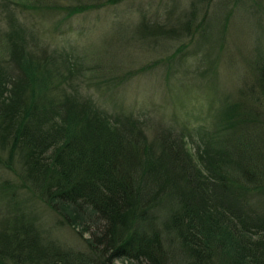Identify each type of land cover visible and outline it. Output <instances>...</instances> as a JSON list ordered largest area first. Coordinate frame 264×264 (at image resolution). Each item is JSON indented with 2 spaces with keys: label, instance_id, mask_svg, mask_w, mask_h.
Returning <instances> with one entry per match:
<instances>
[{
  "label": "trees",
  "instance_id": "1",
  "mask_svg": "<svg viewBox=\"0 0 264 264\" xmlns=\"http://www.w3.org/2000/svg\"><path fill=\"white\" fill-rule=\"evenodd\" d=\"M96 1L17 4L63 13L55 29ZM152 23L138 26L154 41L175 32ZM3 32L0 162L8 170L17 163L19 189L0 181V264H264V52L253 55L236 100L211 107L205 126L173 132L101 102L105 95L85 85L95 76V87L112 92L130 65H108L101 52L81 54L72 44L36 52L14 21ZM101 70L109 76L94 75ZM147 130L157 133L152 141ZM22 187L65 213V223H83L84 250L42 237L22 208Z\"/></svg>",
  "mask_w": 264,
  "mask_h": 264
},
{
  "label": "rangeland",
  "instance_id": "2",
  "mask_svg": "<svg viewBox=\"0 0 264 264\" xmlns=\"http://www.w3.org/2000/svg\"><path fill=\"white\" fill-rule=\"evenodd\" d=\"M17 1L0 0V33L14 21L21 25L27 42H31L29 35L34 37L36 52L42 47L55 52L72 44L81 54L101 52L108 65H130L129 74L112 92L95 87V76L87 77L85 85L96 98L98 92L105 95L101 102L105 98L109 106L145 118L151 128L170 126L177 132L182 124L205 126L211 107L219 109L236 100L241 79L251 75L253 55L264 52V0H117L102 4L103 0H97L95 8L64 18L55 29L54 21L63 13L45 9L21 12ZM192 17L190 29H181ZM142 19L175 32H164L163 39L154 41L139 28ZM179 53L182 58L176 62ZM103 71L94 75L102 73L100 78L105 79L109 74ZM145 134L146 141L157 135L155 130ZM192 137L189 140L195 149L200 141ZM18 169L15 161L11 170L0 162V181L18 188ZM19 198L42 237L84 250L89 232L84 231L83 223H65V213L57 215L29 188L22 187ZM127 262L116 259L117 264Z\"/></svg>",
  "mask_w": 264,
  "mask_h": 264
}]
</instances>
